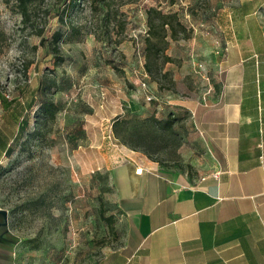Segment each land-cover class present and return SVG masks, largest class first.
<instances>
[{
  "label": "rangeland",
  "instance_id": "obj_1",
  "mask_svg": "<svg viewBox=\"0 0 264 264\" xmlns=\"http://www.w3.org/2000/svg\"><path fill=\"white\" fill-rule=\"evenodd\" d=\"M238 1L78 0L67 11L68 0H41L24 21L16 0H0V138L21 130L14 153L2 158L0 149V234L11 264H105L123 247L113 183L122 145L112 121L128 101L145 107L141 117L173 120L154 155L164 169H205L189 108L209 92L204 50L220 44ZM150 7L177 13L192 30L168 37L175 61L158 62L169 79L145 69Z\"/></svg>",
  "mask_w": 264,
  "mask_h": 264
},
{
  "label": "crops",
  "instance_id": "obj_2",
  "mask_svg": "<svg viewBox=\"0 0 264 264\" xmlns=\"http://www.w3.org/2000/svg\"><path fill=\"white\" fill-rule=\"evenodd\" d=\"M224 18L220 44L204 50L209 92L189 108L208 163L173 173L122 145L113 183L124 244L105 264H264V0H240ZM144 108L128 101L112 123ZM19 133L1 136L2 158ZM0 264H11L1 234Z\"/></svg>",
  "mask_w": 264,
  "mask_h": 264
},
{
  "label": "trees",
  "instance_id": "obj_3",
  "mask_svg": "<svg viewBox=\"0 0 264 264\" xmlns=\"http://www.w3.org/2000/svg\"><path fill=\"white\" fill-rule=\"evenodd\" d=\"M40 1L16 0L18 12L22 14L24 21L30 20L33 7ZM77 1L68 0L67 11L76 6ZM147 15L149 30L145 39V69L153 76L155 81L159 77L169 79L171 72L165 71L164 67L158 62L160 58H163V64L175 61L172 56L166 54L169 44L168 37L173 40L187 39L190 38L192 30L180 20L179 15L175 12L165 13L159 7H150L147 9ZM73 30H75V27H73ZM60 37L61 33L56 32L54 40L58 41ZM54 51L59 52L57 45L54 47ZM55 106L53 102H45L42 104V109L47 113L54 114ZM172 122V119H159L155 115L141 117L139 113L128 112L125 116L114 120L113 132L121 145L142 152L150 160L159 162L154 158V155L161 150L158 148V142L165 139L167 134L172 133ZM23 124L25 125L22 131H26L28 122L25 119ZM0 143L5 144L3 141H0ZM8 152L9 150L6 151V153Z\"/></svg>",
  "mask_w": 264,
  "mask_h": 264
},
{
  "label": "built area",
  "instance_id": "obj_4",
  "mask_svg": "<svg viewBox=\"0 0 264 264\" xmlns=\"http://www.w3.org/2000/svg\"><path fill=\"white\" fill-rule=\"evenodd\" d=\"M142 85H143L144 87L146 86L145 83H143ZM153 98H154L153 96H150V95L148 96V95H147V98H146V99H147L148 101H152ZM109 136H110V135H109ZM110 138H111V136H110ZM143 170H144V168H143L141 165H137V166H136V174H142ZM0 210H1V208H0Z\"/></svg>",
  "mask_w": 264,
  "mask_h": 264
},
{
  "label": "water",
  "instance_id": "obj_5",
  "mask_svg": "<svg viewBox=\"0 0 264 264\" xmlns=\"http://www.w3.org/2000/svg\"><path fill=\"white\" fill-rule=\"evenodd\" d=\"M0 212H1V210H0ZM3 214H5L4 212H2Z\"/></svg>",
  "mask_w": 264,
  "mask_h": 264
}]
</instances>
